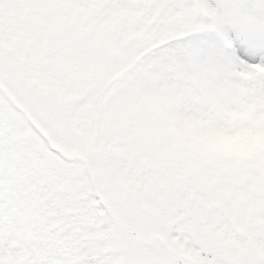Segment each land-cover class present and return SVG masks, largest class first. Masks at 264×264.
<instances>
[{
	"label": "snow or ice",
	"instance_id": "obj_1",
	"mask_svg": "<svg viewBox=\"0 0 264 264\" xmlns=\"http://www.w3.org/2000/svg\"><path fill=\"white\" fill-rule=\"evenodd\" d=\"M0 264H264V0H0Z\"/></svg>",
	"mask_w": 264,
	"mask_h": 264
}]
</instances>
